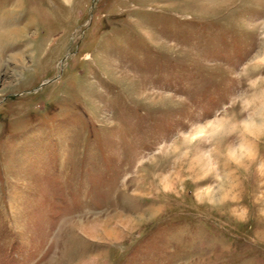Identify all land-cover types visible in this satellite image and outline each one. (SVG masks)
Instances as JSON below:
<instances>
[{
    "label": "rangeland",
    "instance_id": "obj_1",
    "mask_svg": "<svg viewBox=\"0 0 264 264\" xmlns=\"http://www.w3.org/2000/svg\"><path fill=\"white\" fill-rule=\"evenodd\" d=\"M0 34V264H264V0H0Z\"/></svg>",
    "mask_w": 264,
    "mask_h": 264
},
{
    "label": "bare ground",
    "instance_id": "obj_2",
    "mask_svg": "<svg viewBox=\"0 0 264 264\" xmlns=\"http://www.w3.org/2000/svg\"><path fill=\"white\" fill-rule=\"evenodd\" d=\"M0 37H1V34H0ZM96 231V230H95ZM93 235H98V236H101V234H93ZM110 235H112V231H110Z\"/></svg>",
    "mask_w": 264,
    "mask_h": 264
}]
</instances>
